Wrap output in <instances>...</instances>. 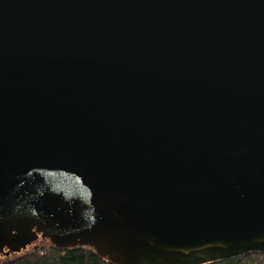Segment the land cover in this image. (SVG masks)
Wrapping results in <instances>:
<instances>
[{
  "label": "water",
  "instance_id": "obj_1",
  "mask_svg": "<svg viewBox=\"0 0 264 264\" xmlns=\"http://www.w3.org/2000/svg\"><path fill=\"white\" fill-rule=\"evenodd\" d=\"M38 235L113 264L264 253V0H0L1 246Z\"/></svg>",
  "mask_w": 264,
  "mask_h": 264
},
{
  "label": "trees",
  "instance_id": "obj_2",
  "mask_svg": "<svg viewBox=\"0 0 264 264\" xmlns=\"http://www.w3.org/2000/svg\"><path fill=\"white\" fill-rule=\"evenodd\" d=\"M23 252V251H22ZM2 264H113L89 247L64 249L53 247L39 236L22 254L5 259ZM211 264H264V253H248Z\"/></svg>",
  "mask_w": 264,
  "mask_h": 264
},
{
  "label": "flooded vegetation",
  "instance_id": "obj_3",
  "mask_svg": "<svg viewBox=\"0 0 264 264\" xmlns=\"http://www.w3.org/2000/svg\"><path fill=\"white\" fill-rule=\"evenodd\" d=\"M40 235H38L39 237ZM36 240V239H35ZM2 240H0V264H2L4 262L5 259H11V257H14L16 254L20 253L21 251L24 250H20L18 252H14V251H9L8 246L4 245L3 247L1 246ZM32 244V242L28 245H26V249L28 246H30ZM3 260V261H2Z\"/></svg>",
  "mask_w": 264,
  "mask_h": 264
}]
</instances>
